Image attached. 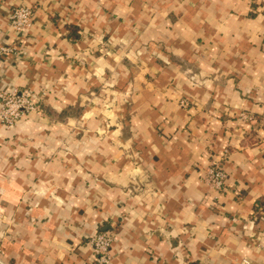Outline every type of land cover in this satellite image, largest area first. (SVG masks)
I'll return each mask as SVG.
<instances>
[{"label": "crops", "instance_id": "1", "mask_svg": "<svg viewBox=\"0 0 264 264\" xmlns=\"http://www.w3.org/2000/svg\"><path fill=\"white\" fill-rule=\"evenodd\" d=\"M0 44L44 110L0 120V264H264V0H0Z\"/></svg>", "mask_w": 264, "mask_h": 264}, {"label": "built area", "instance_id": "2", "mask_svg": "<svg viewBox=\"0 0 264 264\" xmlns=\"http://www.w3.org/2000/svg\"><path fill=\"white\" fill-rule=\"evenodd\" d=\"M32 21L33 8L27 5L14 7L9 15L10 27L19 36L26 33L31 27ZM8 50L12 49L0 44V54ZM43 113L41 93L28 87L18 88L8 85L0 87V120L6 127L13 128L24 118L34 115L39 117ZM228 154L229 150H226L223 156ZM223 156H212L204 175L208 186L219 194L227 190L228 173L223 166ZM114 241L115 235L107 231H98L87 237V244L93 250L94 264H112ZM243 264L251 263L246 259Z\"/></svg>", "mask_w": 264, "mask_h": 264}]
</instances>
